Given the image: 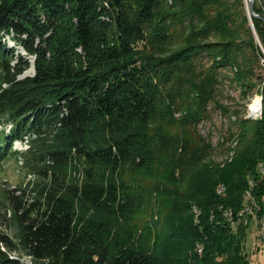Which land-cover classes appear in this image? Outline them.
I'll return each instance as SVG.
<instances>
[{
    "label": "trees",
    "instance_id": "1",
    "mask_svg": "<svg viewBox=\"0 0 264 264\" xmlns=\"http://www.w3.org/2000/svg\"><path fill=\"white\" fill-rule=\"evenodd\" d=\"M247 22L244 0H0V161L35 176L1 192L0 264H249L237 212L249 191L264 215V114L234 118L220 161L197 129L220 67L253 87Z\"/></svg>",
    "mask_w": 264,
    "mask_h": 264
},
{
    "label": "rangeland",
    "instance_id": "2",
    "mask_svg": "<svg viewBox=\"0 0 264 264\" xmlns=\"http://www.w3.org/2000/svg\"><path fill=\"white\" fill-rule=\"evenodd\" d=\"M2 41L6 42L7 47L15 49V52L18 51L21 55L25 56V51L21 49L20 45L11 39V36L2 33ZM212 41L213 39H209ZM27 61L30 63V68L23 71L18 75V77H25L31 75L33 72L31 59L27 58ZM210 64L209 58H205L204 66ZM255 75L251 79H247L250 84H253V87H249L246 92L247 95L243 96V91L246 89L245 86L241 83H245V80L242 82L233 79L235 67H220V77L219 84L217 85L215 91V99L210 102L207 106L208 108V117L203 119L197 124L198 133L204 138L209 139L212 143L213 151L211 152L212 159L215 161H220L223 157L228 155L226 146L231 142L226 141L223 138L228 137L227 129L234 121L236 116L246 117L247 107L245 105L249 100H251L254 95H262L264 92V70L255 64ZM262 113L264 114V100L261 102ZM264 117V116H263ZM9 123L0 124V131L7 130ZM26 151L28 149V144L23 141V139L13 141L12 150ZM24 161L22 156H7L3 161H0V200L3 201L1 197V192L10 193L12 196L19 194V187L24 185V182L27 180H34L35 176L32 173H29V169L24 166ZM4 190V191H3ZM6 203V201H5ZM7 203L2 205L0 203V230H2L9 237H14L15 227L10 222H5L6 218L10 216V210H7L5 207ZM246 222V221H245ZM247 236L245 238L244 249L245 254L249 264H264V243L260 240L258 231L255 229V221L252 219L247 222ZM9 257H14L21 262L33 264L29 257L20 252L11 251Z\"/></svg>",
    "mask_w": 264,
    "mask_h": 264
},
{
    "label": "built area",
    "instance_id": "3",
    "mask_svg": "<svg viewBox=\"0 0 264 264\" xmlns=\"http://www.w3.org/2000/svg\"><path fill=\"white\" fill-rule=\"evenodd\" d=\"M254 4H256L258 6V10L259 12H254L252 9V12L254 15H261L262 17H264V0H253V6ZM244 5H245V13L247 14V18H248V26L250 27L252 34H253V39L255 41V45H256V49L255 51L257 52V58H258V63L257 66H260V68H262L264 70V43H262V40L259 39L258 37V33L255 29V27L253 26V18L255 17L254 15H252L250 12H248V5H247V0H244ZM264 23V22H263ZM264 73V72H263ZM258 99L259 103L254 104V100ZM263 101L262 99V95H254V97L249 100L247 102V104L245 105V107H247V114L246 117H249L251 119H256L261 117L262 115V106H261V102ZM254 108V109H252ZM260 171H262L264 168L260 167ZM250 183V182H249ZM219 193L222 192V188H220L218 190ZM244 201L245 203L243 204V206L239 209V211L237 212L238 215H242V216H246L249 214H252V217L255 221V224L253 227H255V229L258 231V235L260 240H262V242L264 243V215L263 216H259L258 214H256V212L254 210H258L259 206L257 204V202L252 198V194L247 191L244 197ZM222 215L227 216L228 219L232 218V210L224 207V209H222ZM194 212L195 214H197L199 212V210H197L196 208H194ZM252 219V218H251ZM201 251V247H199L197 249V252L199 253Z\"/></svg>",
    "mask_w": 264,
    "mask_h": 264
},
{
    "label": "water",
    "instance_id": "4",
    "mask_svg": "<svg viewBox=\"0 0 264 264\" xmlns=\"http://www.w3.org/2000/svg\"><path fill=\"white\" fill-rule=\"evenodd\" d=\"M247 5H248V12H250L252 15H254L253 12H252V9H253V0H247ZM254 16L256 18L259 17L264 22V17H262L261 15L257 14V15H254ZM32 60H33V58L31 57L32 68L34 70V66H33L34 65V62ZM33 70H32V72H33ZM28 76H31V75H28Z\"/></svg>",
    "mask_w": 264,
    "mask_h": 264
},
{
    "label": "bare ground",
    "instance_id": "5",
    "mask_svg": "<svg viewBox=\"0 0 264 264\" xmlns=\"http://www.w3.org/2000/svg\"><path fill=\"white\" fill-rule=\"evenodd\" d=\"M257 103H259L258 99H255L253 105H254V104H257ZM252 109H254V108H252ZM256 212H257V211H256ZM250 215H251V214H250ZM250 215H249V216H250ZM244 217H245V216H244ZM241 218H242V217H241Z\"/></svg>",
    "mask_w": 264,
    "mask_h": 264
}]
</instances>
